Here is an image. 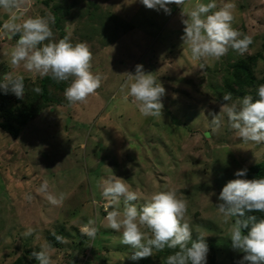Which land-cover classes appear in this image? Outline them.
I'll return each instance as SVG.
<instances>
[{
  "label": "rangeland",
  "instance_id": "rangeland-1",
  "mask_svg": "<svg viewBox=\"0 0 264 264\" xmlns=\"http://www.w3.org/2000/svg\"><path fill=\"white\" fill-rule=\"evenodd\" d=\"M226 2L236 4L233 27L253 37L244 55L261 53L255 69L260 77L264 0H216L218 6ZM193 3L186 0L184 7ZM169 7L170 15L147 9L140 0H48V4L26 0L14 13L27 19L54 16L53 9L68 10L63 22L67 35L73 44L89 45L92 71L104 79L87 103L47 107L22 127L16 139L0 129V264H11L19 257L25 264H38L29 255L49 244V233L61 230L67 243L49 244L52 264H140L141 259L128 258L133 249L120 244L121 233L106 227L108 200L99 184L114 175L138 193V206L164 188L174 189L186 200L185 219L193 239L197 234L206 236L207 264L213 256L216 264H238L242 259L241 252L231 247V220L225 223L215 205L237 170L264 159V144L236 138L226 117L220 131L213 133L210 113L219 114L225 102L207 87L212 76L220 81L222 73L214 76L210 70L239 54L229 49L218 61L194 59L181 40V9L175 4ZM10 15L0 10V81L7 72L35 81L38 74L22 66L12 68L10 58L3 55L18 39H9L2 30ZM50 26L53 40L58 41V31L54 24ZM137 64L166 89L159 118L143 117L131 98L123 99L124 73L134 74ZM202 64L206 65L203 70ZM45 180L49 191L65 194L62 206H51L37 192ZM29 193L31 201L25 199ZM118 207L123 210V200ZM89 218L96 219L99 229L94 240L80 233ZM26 227L34 229L32 236H23ZM159 252L154 250L150 264H166V257L173 253Z\"/></svg>",
  "mask_w": 264,
  "mask_h": 264
},
{
  "label": "clouds",
  "instance_id": "clouds-1",
  "mask_svg": "<svg viewBox=\"0 0 264 264\" xmlns=\"http://www.w3.org/2000/svg\"><path fill=\"white\" fill-rule=\"evenodd\" d=\"M186 0H140L147 9L163 10L171 14L172 4L181 9V23L184 25L181 40L187 45L191 56L196 60H220L229 49L244 55L253 44L251 35H244L233 27L236 4L226 2L218 6L216 0L208 3L194 0L190 8H185ZM26 0H0V10L12 13L3 23L2 30L9 39L17 37L15 46L8 53L12 68L21 66L28 72L40 77L51 76L57 82L68 81L64 97L69 105L87 103L101 87L103 76L92 71L93 53L85 42L73 44L70 34L58 41L50 24L55 23L53 16L22 19L15 15ZM46 41H48L46 43ZM206 65L202 64L200 69ZM126 80L121 84L123 99L129 98L139 113L147 117H161L164 105L162 97L166 89L157 78L145 72L143 65L135 66V73L125 72ZM0 90L23 99L25 85L23 76L7 72L0 81ZM37 94L40 87L33 88ZM256 97L245 95L232 102V94L224 93L219 114L210 113L211 131L218 133L227 118V126L236 138L245 143L264 144V83L256 89ZM247 168L237 170L235 179L229 180L222 188L215 205L223 216L224 222L231 220L229 239L235 251L243 253L238 264H264V218L249 213H264V178L247 179ZM101 194L108 200L105 207L106 227L121 233L120 244L129 245L133 251L128 255L131 260L153 256L154 250L165 248L176 250L166 257V264H207L209 247L206 236L197 234L193 239L190 223L185 219L187 201L177 196L174 189L164 188L154 191L142 205H137L138 193L130 191L126 180L113 176L99 184ZM37 192L42 194L53 207L63 205L66 196L63 192L54 194L49 191L48 182L40 184ZM215 195V193H212ZM31 201V193L25 195ZM123 200V210L118 207ZM111 207V210H109ZM97 221L89 218L81 228V236L94 240L99 231ZM144 229V230H142ZM34 234V229L26 227L24 237ZM57 243H67L66 238L52 233ZM38 264H52L51 246L42 245L33 251L29 259Z\"/></svg>",
  "mask_w": 264,
  "mask_h": 264
},
{
  "label": "trees",
  "instance_id": "trees-1",
  "mask_svg": "<svg viewBox=\"0 0 264 264\" xmlns=\"http://www.w3.org/2000/svg\"><path fill=\"white\" fill-rule=\"evenodd\" d=\"M44 2L48 4V0H44ZM90 4L93 5V8L96 7L93 3ZM53 11V17L55 18L54 28L58 31V39H62L67 35L63 22L68 14V10L62 13H57L56 9H53ZM91 11L87 13L88 17L92 15ZM260 58L261 53L256 52L248 53L246 55H238L233 59H225L223 61V67L220 68L219 66H216L210 70L214 76L222 73L220 81H217L213 76L211 77L207 82L208 89L210 88L211 91L214 92L215 97L221 102L223 101L222 96L224 93H231L232 98H242L243 96L250 94L253 96L254 100L258 99V97H256L257 86L264 83V68L260 77H257L255 73L257 62ZM70 82L71 78L68 81L57 82L53 80L51 76H38L35 81L24 78L25 95L23 99L17 98L10 92L4 94L3 91L0 90V129L16 139L19 136L22 127L47 107L54 104L60 106L69 105L64 97V90ZM35 87H40L42 93H35L33 91V88ZM244 168H247L248 170L245 178H264V159L244 166L241 169ZM235 178L234 175V179ZM249 215H256L258 218H264V213L260 212L249 213ZM56 234L62 236V230L56 232ZM47 241L49 244L60 246V243L56 242L52 233L48 234ZM171 252H173V249L165 248L163 252L160 251L159 253ZM241 256L243 257V253H241ZM150 262L151 257L139 261L140 264H150ZM11 264L25 263L22 257H19ZM210 264H216L214 256L211 258Z\"/></svg>",
  "mask_w": 264,
  "mask_h": 264
},
{
  "label": "water",
  "instance_id": "water-1",
  "mask_svg": "<svg viewBox=\"0 0 264 264\" xmlns=\"http://www.w3.org/2000/svg\"><path fill=\"white\" fill-rule=\"evenodd\" d=\"M110 209H111V207H110Z\"/></svg>",
  "mask_w": 264,
  "mask_h": 264
}]
</instances>
